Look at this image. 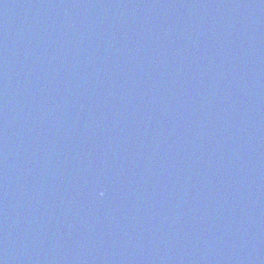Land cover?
<instances>
[{
    "label": "water",
    "instance_id": "95a60500",
    "mask_svg": "<svg viewBox=\"0 0 264 264\" xmlns=\"http://www.w3.org/2000/svg\"><path fill=\"white\" fill-rule=\"evenodd\" d=\"M0 264H264V0H0Z\"/></svg>",
    "mask_w": 264,
    "mask_h": 264
}]
</instances>
